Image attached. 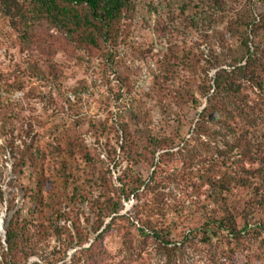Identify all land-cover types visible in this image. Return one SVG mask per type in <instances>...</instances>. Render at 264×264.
Masks as SVG:
<instances>
[{
	"label": "rangeland",
	"instance_id": "374dc122",
	"mask_svg": "<svg viewBox=\"0 0 264 264\" xmlns=\"http://www.w3.org/2000/svg\"><path fill=\"white\" fill-rule=\"evenodd\" d=\"M19 3L25 16L0 7V260L11 220L45 230V217L60 208L69 219L58 225L67 226L72 238L57 264H72L97 236L116 261L126 254L131 264H264V214L257 204L264 202V189L228 196L251 210L237 216L247 222L246 229L209 237L187 228L170 244L177 242L173 254L160 250L131 218L140 204L152 202L153 195L142 189L136 196L121 193L120 235L104 230L111 216L98 225L91 212L92 198L113 196L129 180L130 169L143 185L153 181L162 151L154 150L150 136L174 138L180 145L172 151L193 141L207 103L203 90L212 92L217 70L248 58L247 35L251 52L257 43L264 45V38L255 39L250 31L264 9L262 0H139L123 19L120 41L109 54L80 48L40 19L27 0ZM32 151L30 158L22 157ZM164 170L159 177L166 182L158 186L163 199L153 200L163 214L169 212L163 201L192 192L185 181H196L183 176L187 169L179 160ZM168 181H183V186ZM211 192L205 183L194 186L192 196L202 201ZM198 209L195 203L190 210ZM58 244L50 237L44 247L49 251ZM34 261L46 264L37 255H22L15 264Z\"/></svg>",
	"mask_w": 264,
	"mask_h": 264
},
{
	"label": "trees",
	"instance_id": "16d2710c",
	"mask_svg": "<svg viewBox=\"0 0 264 264\" xmlns=\"http://www.w3.org/2000/svg\"><path fill=\"white\" fill-rule=\"evenodd\" d=\"M138 2L139 0H27V4L40 19L50 27L57 28L80 48L89 51L94 49L105 54L111 53V49L119 43L122 21L127 14L135 11ZM262 2L264 4V0ZM2 4L10 10L15 8L17 14L19 12L25 16L19 0H0V7ZM248 29L246 27V32ZM250 31L255 39L264 38V9L258 21L253 20ZM245 39L248 58L245 61H233L230 68H219L214 77L212 92L210 93V87L203 90L207 95V103L199 113L193 141L172 151L175 146L180 145H175L174 138L150 136V144L154 150L162 151L153 171V181L143 185V182H138V175L130 169L129 180L114 189L113 196L109 194L103 198L100 194L92 198L91 212L96 215L98 225L105 222L106 216H111L104 230L113 228L114 232L121 234L122 219L125 216L119 214L122 209L121 193L128 197L141 189L147 195H153L150 199L152 202L140 204L141 210L131 218L142 227L145 235L154 237L159 249L166 253H174L178 248L177 242L174 247L170 244L176 240V236L183 235L187 228L191 233L200 231L209 237L218 236L223 230L241 232L240 228H247V222L238 221L237 216L246 217L251 210L236 199L230 200L228 196L242 190L251 189L257 193L264 189V143L260 141L264 138V118H259L264 110V45L257 43L251 52L249 35ZM34 153L32 151L30 155L29 152H24L22 157L30 158ZM203 153L209 156L204 159ZM178 160L187 169L183 176L196 181H185L189 187H193L192 192L181 190L183 194L179 193L177 198L166 196L163 203L168 204L169 212L159 213L160 205L153 200L163 199L158 186L166 182L162 181L159 174ZM168 182L176 183L177 188L183 186V181ZM205 183L211 187L212 195L208 199L197 200L192 196L194 186L201 188ZM37 196L35 193V200L38 199ZM195 203L199 209L192 212L190 209ZM257 204L264 214V202L259 201ZM169 213L174 220L168 217ZM202 213L206 217L202 218ZM51 214L53 215L45 217L49 220L45 230L36 224L33 231L28 226L24 227L18 218L11 220L6 232V252L2 254L0 264H15L22 255L27 259L31 255H37L46 264H57L63 260L66 242L72 238V231L67 226L58 224L62 219L68 220L69 216L60 208L51 209ZM45 218L40 220L43 222ZM35 220L36 218L31 220V226ZM182 226L183 231L180 230ZM76 229L78 240L82 243V232L77 227ZM145 229L150 233H146ZM50 237H57L60 244L47 251L44 244ZM125 248L131 249L130 241L125 242ZM131 261L132 258L126 254L116 261L103 239L97 236L88 246L79 250L72 264H131ZM29 264L42 263L34 261Z\"/></svg>",
	"mask_w": 264,
	"mask_h": 264
}]
</instances>
